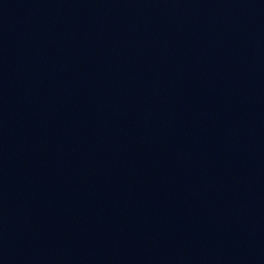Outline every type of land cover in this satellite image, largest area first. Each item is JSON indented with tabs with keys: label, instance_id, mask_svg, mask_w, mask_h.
I'll return each instance as SVG.
<instances>
[{
	"label": "water",
	"instance_id": "water-1",
	"mask_svg": "<svg viewBox=\"0 0 264 264\" xmlns=\"http://www.w3.org/2000/svg\"><path fill=\"white\" fill-rule=\"evenodd\" d=\"M0 264H264V64L0 44Z\"/></svg>",
	"mask_w": 264,
	"mask_h": 264
}]
</instances>
